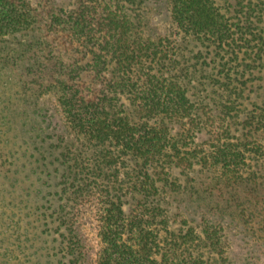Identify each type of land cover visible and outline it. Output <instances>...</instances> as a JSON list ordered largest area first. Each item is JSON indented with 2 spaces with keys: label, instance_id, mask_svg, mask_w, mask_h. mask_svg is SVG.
<instances>
[{
  "label": "trees",
  "instance_id": "16d2710c",
  "mask_svg": "<svg viewBox=\"0 0 264 264\" xmlns=\"http://www.w3.org/2000/svg\"><path fill=\"white\" fill-rule=\"evenodd\" d=\"M144 2L0 0V138L22 140L0 178L67 264L88 213L89 264H231L224 224L169 198L221 199L264 244V0H165L155 37Z\"/></svg>",
  "mask_w": 264,
  "mask_h": 264
},
{
  "label": "rangeland",
  "instance_id": "374dc122",
  "mask_svg": "<svg viewBox=\"0 0 264 264\" xmlns=\"http://www.w3.org/2000/svg\"><path fill=\"white\" fill-rule=\"evenodd\" d=\"M144 1L146 33L155 37L168 31L170 25L165 0ZM252 89L251 99L256 97L259 99V96L261 98L264 95V81L256 82ZM46 103L49 104V101ZM4 132L5 137L0 138V152L7 148L18 150L22 145V140L18 136H12V126ZM23 169L20 167L21 171ZM194 176L205 179L203 175L195 174ZM8 182L0 178V264H67L63 258L53 257L51 250H48L54 245L51 243V238L45 240L40 238L35 228L26 223L25 213L20 211L21 185L13 190L11 196L7 191ZM200 197L205 196L195 195L190 191L175 193L169 198L172 211L181 212L187 219L194 222L202 217H209L213 221H220L224 224L231 264H264V244L249 240L236 221L227 215L218 214V207H224L226 204L221 199L212 196L208 197L207 201ZM8 199L13 202L6 207ZM214 208L217 209L214 210ZM84 217L79 234L84 244L86 262L89 264L97 249L96 233L91 215L88 213ZM44 242H46L45 245Z\"/></svg>",
  "mask_w": 264,
  "mask_h": 264
}]
</instances>
